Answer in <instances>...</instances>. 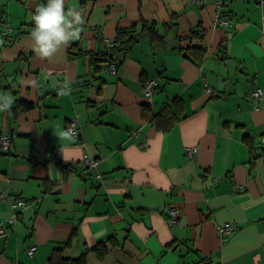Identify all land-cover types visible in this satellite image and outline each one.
Instances as JSON below:
<instances>
[{"label": "crops", "instance_id": "0c3cea01", "mask_svg": "<svg viewBox=\"0 0 264 264\" xmlns=\"http://www.w3.org/2000/svg\"><path fill=\"white\" fill-rule=\"evenodd\" d=\"M45 3L0 0V135L11 138L0 143V264H51L55 248L88 264H264V158L251 166L243 138L264 136V96H250L255 78L264 92L262 0H227L228 27L215 26L217 0H65L84 17L79 39L41 59L31 34H17ZM119 30L138 40L113 74L90 52L109 50ZM18 99L35 107L16 114ZM176 101L182 113L162 130L153 116ZM227 223L237 229L224 241Z\"/></svg>", "mask_w": 264, "mask_h": 264}, {"label": "trees", "instance_id": "16d2710c", "mask_svg": "<svg viewBox=\"0 0 264 264\" xmlns=\"http://www.w3.org/2000/svg\"><path fill=\"white\" fill-rule=\"evenodd\" d=\"M31 26L34 27V22L31 24ZM31 32L27 30H20L17 34V37H20L23 34H31ZM194 33H197V32H194ZM150 35H151L152 40H155V39L162 40L163 39V36L157 33V31H155L154 29L150 30ZM15 38L16 36L13 37V40ZM137 40H138V36L135 34L134 31L127 32V31L119 30L118 36L114 40V45L111 46L110 48L108 47L109 50L106 49L105 51H101V52H90V54L94 62L98 63L99 65L109 62V63H116L117 66L119 67L123 59L132 50ZM69 52L73 56H79L82 54L83 51L81 48H78L77 46H73L71 47ZM194 57L197 60L199 59L196 56ZM16 102H17L16 105L13 107V112L16 114L18 112H24V111L30 110L35 107L34 102H31L25 99H18L16 100ZM178 102L180 101H176V104H174V107L167 105L160 113L153 116V119H156V122L159 124V127L162 130L170 129L180 117V114L182 112H181V109L177 110ZM243 138H244L246 145L249 148V151L251 154L250 164L251 166H253L255 165L256 161L259 158H264V146L260 147L257 145L258 146L257 147L255 139L250 135H245ZM95 250L100 258H104L108 252V247L102 241V243L100 242L98 244ZM50 263L51 264H88V260H87L86 254H83L82 256L77 257V258L65 257L63 256L62 248H55L50 258Z\"/></svg>", "mask_w": 264, "mask_h": 264}, {"label": "clouds", "instance_id": "9594fccd", "mask_svg": "<svg viewBox=\"0 0 264 264\" xmlns=\"http://www.w3.org/2000/svg\"><path fill=\"white\" fill-rule=\"evenodd\" d=\"M31 20L34 22L32 50L41 59H50L71 40L79 39L84 23L78 10H65V0H46L35 8Z\"/></svg>", "mask_w": 264, "mask_h": 264}, {"label": "built area", "instance_id": "2783aa9c", "mask_svg": "<svg viewBox=\"0 0 264 264\" xmlns=\"http://www.w3.org/2000/svg\"><path fill=\"white\" fill-rule=\"evenodd\" d=\"M227 0H217V6H218V12L216 16L215 26L216 27H228L233 24L232 19L227 15L226 12L222 10V7L226 4ZM264 4V0H262ZM5 36H4V42L7 44H10L13 41V36L9 33L11 32V24L6 23L5 25ZM109 47L114 45V42H109ZM118 66L116 63H111V72L113 74H117ZM255 88L250 92L251 98L257 99V100H263L264 92L262 88L257 86V79H254ZM157 87V80L155 78H149L144 85V94L147 98L151 99L153 95L156 92ZM205 89L207 92L211 93L212 88L209 85H205ZM68 132L72 136H80L79 128H78V122L76 120H71L68 125ZM11 138L8 134L3 133L0 135V143H1V149L3 151H6L10 148V142ZM258 146L263 147L264 146V137L261 138L260 142L258 143ZM190 153H193L195 151L194 148H190ZM84 162L86 167H88L90 170H95L99 165V160L91 157L90 155L84 156ZM7 197L6 193L0 192V198L5 199ZM26 202L23 200H17L13 203V207H19V206H25ZM165 214L168 217V222L170 225H175L180 222L179 220V211L175 206H169L165 210ZM17 214L15 213L12 215L11 218H9V222L13 223L17 220ZM237 227L235 224L227 223L225 225H221L218 227L219 232L221 233L222 239L226 241L232 233L236 231ZM7 226L4 223V221H0V237L7 236ZM36 247H31L29 249L30 253H33Z\"/></svg>", "mask_w": 264, "mask_h": 264}, {"label": "water", "instance_id": "95a60500", "mask_svg": "<svg viewBox=\"0 0 264 264\" xmlns=\"http://www.w3.org/2000/svg\"><path fill=\"white\" fill-rule=\"evenodd\" d=\"M185 56L190 57L189 55L185 54Z\"/></svg>", "mask_w": 264, "mask_h": 264}]
</instances>
